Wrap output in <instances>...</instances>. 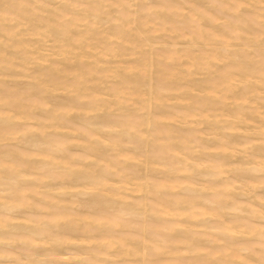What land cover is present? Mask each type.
<instances>
[{"label": "bare ground", "instance_id": "1", "mask_svg": "<svg viewBox=\"0 0 264 264\" xmlns=\"http://www.w3.org/2000/svg\"><path fill=\"white\" fill-rule=\"evenodd\" d=\"M58 1L0 0L1 24L13 22L0 26V65L29 77L37 89L29 98L1 91L0 139L24 132L30 136L18 140L43 147L28 155L19 145L0 151V264H106L67 247L91 240L101 241L98 254L129 264H153L156 252L170 257L154 264H264V6H256L264 0H204L196 2L199 8L184 6L185 0L156 6L150 0ZM243 3L250 8L241 14ZM184 29L190 32L183 41ZM50 35L55 44L47 52ZM218 61L222 66L213 70ZM58 92L88 103H56ZM21 98L28 103L15 105ZM177 106L178 113L167 112ZM81 108L76 123L67 119ZM99 110L119 111L122 119L103 121ZM202 124L207 128L199 129ZM118 129L119 135H104ZM139 141L146 143L140 154ZM249 141L261 143L248 147ZM29 155L31 166L49 170L31 173ZM164 170L167 175H155ZM196 176L209 180L195 182ZM99 182L104 190L96 188ZM82 186L77 197L97 193L88 202L92 212L74 208L75 199L66 196ZM98 225L108 230L96 231ZM118 226L131 231L116 236ZM236 237L245 239L241 246L228 242ZM34 243L52 249L43 252ZM13 245L29 253L15 254ZM221 250L226 253L215 261ZM49 254L58 261L39 260Z\"/></svg>", "mask_w": 264, "mask_h": 264}, {"label": "rangeland", "instance_id": "2", "mask_svg": "<svg viewBox=\"0 0 264 264\" xmlns=\"http://www.w3.org/2000/svg\"><path fill=\"white\" fill-rule=\"evenodd\" d=\"M156 1H158V0H150V2H151V5L152 6H156L155 5V2ZM181 1V0H180ZM185 1H187V2H185ZM185 1H181L183 4H184V6H188V7H190L191 5L193 6V7H195V8H199L198 7V5H197V3L198 2H200V3H203V1L204 0H185ZM194 1V2H193ZM202 1V2H201ZM56 2H60V1H58V0H56ZM66 2H70V0L68 1H66ZM124 3H128V1H126V0H124L123 1ZM197 2V3H196ZM58 4V3H57ZM52 5V6H51ZM49 4V9L51 8V9H54L56 6H55V4L53 5V4ZM87 5H90V4H87ZM87 5H83V6H81L82 8H85V7H88ZM256 6H259V7H262V6H264V4H262V3H260V4H256ZM112 7H115V6H112ZM245 8V9H244ZM250 8V5L248 4H242L241 6H240V9L238 10V12H240L241 14H243L244 12H246V11H248V9ZM50 9V10H51ZM132 9H134V7L132 8ZM247 9V10H246ZM252 9H254V8H251L250 10H252ZM199 11H202V9H199ZM262 11V10H261ZM181 12H183V11H181ZM185 12H187V13H189V11L188 10H186ZM228 13L229 14H234V13H236L235 11H233V10H230V11H228ZM44 15L45 16H48V13H44ZM51 16V15H50ZM154 18L155 19H157V15H155L154 16ZM235 20V17H233L232 18V20ZM219 23H221L222 21H218ZM2 23V21H0V26L1 27H4L5 25H12L13 24V22H7L6 24L4 23V24H1ZM256 27H257V25H255ZM262 27V26H261ZM192 31V30H191ZM183 32H184V36H183V41H184V39H186V38H188V36L186 35V33H188V32H190V30H188V29H184L183 30ZM156 34V33H155ZM26 35V36H25ZM24 36V37H23ZM71 37H72V35H70ZM246 36H248V34H246ZM28 37H30V38H28ZM249 37V36H248ZM32 38V39H31ZM21 39H27V40H29L30 42H32L33 40H34V35H31V34H23L22 36H21ZM2 40L4 41L5 39L4 38H2ZM32 40V41H31ZM53 36L51 37V35L49 36V37H47V39H45L44 40V43L46 44V46H44V48H47L48 50H47V52L50 50V49H52V47H53V45L55 44L53 41ZM170 40V39H169ZM41 43H39L38 44V46L40 45ZM51 44V45H50ZM180 46H182V45H180ZM72 48V47H71ZM70 48V49H71ZM157 48L159 49V51L158 52H161V51H163L161 48H163L162 46H157ZM178 48H181V47H178ZM182 48H185V46L184 47H182ZM92 51L91 49H89L88 48V51ZM47 52H45V53H47ZM136 57L137 56H134V55H132V56H128V57H124L122 60H133V59H136ZM182 60H184V59H182ZM132 64V62H128L127 63V65L129 66V64ZM222 61H218L217 62V66H215L214 68H213V70H218L219 69V67L220 66H222ZM130 64V65H131ZM167 64V63H166ZM116 66L118 65H120V66H126V63L124 64V63H120V64H115ZM1 67H0V93H1V91H4V92H10V93H12V92H17V93H22L23 94V96L24 97H27V98H29V97H31L33 94H35L36 92H37V89L36 88H33V86H29L28 84H29V82L31 81V79L29 78V77H27L26 76V78L25 79H23L25 76H19V75H17V74H15L14 75V73L12 72V71H8V70H5V69H3V65H0ZM41 66H43V65H41ZM29 67H34V65L33 64H30L29 65ZM182 67H184V66H182ZM17 70H19V68H17ZM3 72H6V74H4ZM2 76V77H1ZM198 76V75H197ZM11 77V78H10ZM23 77V78H22ZM200 77V76H199ZM221 77V76H220ZM3 78V79H2ZM18 78V79H17ZM12 79V80H11ZM13 79H15V80H13ZM17 79V80H16ZM221 79V78H220ZM111 80V79H110ZM6 82V83H5ZM70 82V81H69ZM72 82H74V80L73 81H71V83ZM110 84H111V82H109ZM12 84V85H11ZM17 87V88H16ZM18 87H19V89H18ZM29 87V88H28ZM31 87V88H30ZM13 88V89H12ZM23 88V89H22ZM34 89V90H33ZM10 90V91H9ZM17 90V91H16ZM29 90V91H28ZM33 90V91H32ZM36 90V91H35ZM58 94L59 95H61V97L59 98V99H57L58 101H55L56 103H60V102H62L63 100H67V99H74V100H77L78 98H79V100H77V104H78V106H80V107H84V106H86L87 105V103H88V99L87 98H83V97H80V95H76V94H74V93H70V95L69 94H67V93H65L64 95H63V97H62V92H58ZM103 97V96H102ZM62 98V99H61ZM65 98V99H64ZM104 99H110V98H108V97H103ZM109 101H111V100H109ZM17 103H24V104H26V103H28V101L27 100H23V98H21L20 100H17V102H15L14 104L15 105H17ZM85 103V104H84ZM169 103H171V101L169 102ZM130 104V103H129ZM133 106H135L136 107V105H132L131 106V108L133 107ZM6 107H9L10 108V106H7V105H4V109H6ZM82 107V108H83ZM180 107V108H179ZM182 106H177V107H174V108H172V107H169V108H167L168 110H167V112L169 113V112H173V113H178V111L177 110H180V109H182L181 108ZM82 108H81V110L79 109V110H74L72 113H70L69 114V116H68V120L69 121H72L73 123H76L79 119H78V117H82L83 115H82ZM175 109V110H174ZM97 112H100V116H101V119L103 120V121H105L107 118H109V117H111V118H118V119H122V117H119V115L121 114V112H119V111H111L110 110V116L109 115H107V113H105L104 111H102V110H99V111H97ZM104 112V113H103ZM85 113V112H84ZM139 114L141 113V112H138ZM143 113V112H142ZM93 114H95V112H91V114H89V115H93ZM71 115V116H70ZM5 116V115H4ZM74 116H76V118L74 117ZM74 118V119H73ZM68 120H67V122H68ZM24 122V121H23ZM64 123H66V120L64 121ZM0 125H4V124H0ZM4 127V126H3ZM204 128H207V125H205V124H202L201 126H199V129H204ZM119 130L120 129H118V131L116 132V131H113V132H109V131H105L104 132V135H106V136H109V135H113V136H116V135H119L118 133H119ZM27 132V131H26ZM206 133H209V132H211V131H205ZM22 134V135H21ZM13 136V135H12ZM12 136H10V137H12ZM27 136H30V134L29 133H27L26 135L24 134V132L23 133H20V134H17V135H14V137H17V139H15L14 140V137L10 140V137H8V138H6V139H0V151H7V150H12V149H14L13 148V145H19V146H21L22 148H21V150L23 151V153L21 154V155H26L27 153L29 154V152L28 151H31V150H34V149H43V147H34V149H33V146L34 145H32L31 143V145L30 144H25V143H23V141H20V140H18L19 138H24V137H27ZM19 137V138H18ZM235 137V136H234ZM252 137H255L254 135H252ZM243 139H245V138H242V141H244L245 142V140H246V142H247V140L248 139H245V140H243ZM13 141V142H12ZM20 141V142H19ZM14 143V144H13ZM73 143H77V142H75V141H73ZM72 143V144H73ZM258 143H261V142H259V141H249V144H247V146L248 147H250V146H253V145H256V144H258ZM128 144V145H127ZM145 142L144 141H139L136 145L137 146H141V148H139V150H137L136 152L138 153V154H140L141 152H142V150L144 151V149H145ZM123 146H124V148H129V149H131L130 148V146H131V144H129V143H127V142H124L123 143ZM76 147V148H75ZM143 147V148H142ZM24 148V149H23ZM73 148H75V151L77 150V151H82V147H80V146H74ZM78 148V149H77ZM103 148H105V146L103 147ZM102 148V149H103ZM149 148V147H148ZM106 151V150H108V148L106 149H103L102 151ZM113 154H116L115 152H112ZM261 153H264V150L262 149L261 150ZM27 154V155H28ZM2 156L3 155H0V158H2ZM33 159H34V156H31V155H29V159L27 160V163H29V165L30 166H27V169L32 173V172H34V173H36V172H44L45 171V169H46V171L47 170H49V168H47V167H42V169H40V168H36L35 167V165L34 166H31V165H33V163H34V161H33ZM243 160V159H242ZM241 160V161H242ZM240 165V164H239ZM180 164H178L177 165V167H179L180 168ZM37 169V170H36ZM137 170H136V172H135V174L136 175H138V174H140V168H136ZM35 170V171H34ZM115 170L113 169V172H114ZM138 171V172H137ZM167 173H168V171H166V170H164V171H161L159 174L157 173V174H155L156 176L158 175V176H160V177H163L164 175H167ZM153 175V174H152ZM260 175V174H259ZM181 176L183 177L184 175H182V173H181ZM39 176H37V175H35L34 176V178H33V176H32V178H30L32 181V183H33V181H35L37 178H38ZM75 177H72V179H74ZM114 178H117V177H114ZM185 178V177H184ZM195 182L196 181H199V182H207L208 180H209V178H206V177H195ZM71 182H72V180H70ZM82 181V180H81ZM80 182V181H79ZM101 182H99V184H97L96 185V188L97 189H99V190H104V189H102L103 188V186L100 184ZM183 184H188V183H183ZM125 186H127V185H125ZM264 186V185H263ZM127 187H131V186H127ZM263 188V187H262ZM97 189H95V190H97ZM43 190V189H42ZM82 190H86V189H84V187L82 186V187H75V188H71V189H69V193L66 195L68 198H71V199H75V201H76V204H74L73 205V207L74 208H76V209H78V210H80V211H82V212H92V211H94V209L93 208H90L89 206H90V204L88 203L89 201H91L90 199L92 198V196H93V194L95 193H93V194H91L92 196L90 197V195H79L78 194V197H77V193H80V191H82ZM87 190H90L91 192H93L92 190H94V189H87ZM121 190H124V189H121ZM129 190V189H128ZM176 190H179V189H176ZM262 190V189H261ZM97 193H95V195H96ZM94 195V196H95ZM136 195H141V193H136ZM97 196V195H96ZM102 198H106V197H102ZM109 207L108 206H106L105 207V210L106 211H108L109 209H108ZM32 211H34V210H32ZM48 212H50L49 211V209L48 210H46L45 209V211H44V213H43V215L45 214V213H48ZM230 216V215H229ZM44 218H46V216L44 215L43 216ZM121 218H123V216H120ZM128 218V217H127ZM129 220H135L136 218L134 217V219H133V217H131V218H128ZM16 222V221H15ZM19 222H21L20 220H19ZM131 222V221H130ZM140 223V222H139ZM151 225H153L154 226V228L155 227H157V224H154V222H153V224L151 223ZM170 225V224H169ZM168 225V226H169ZM105 227V228H104ZM104 227H102V225H98L97 226V230L96 231H98V228H100L102 231H104V230H108V228H107V226H104ZM137 229H141V225H136L135 226ZM123 228L124 227H122V226H118V227H116V228H114V232H115V235L116 236H119L124 230V232H127L128 233V231H131V230H128V227H127V229L125 228L124 230H123ZM132 228V227H131ZM131 228H129V229H131ZM104 229V230H103ZM101 230H99V231H101ZM220 230H222V229H218V230H215V231H217L218 233L220 232ZM79 233V234H85L84 232H83V230L82 229H77V230H75L74 232L75 233H77V232ZM208 231V230H207ZM113 232V233H114ZM117 232H119V233H117ZM124 232H123V234H124ZM209 232H211V231H209ZM94 233H97V232H94ZM121 234L122 235V237H125V235L126 234ZM90 235V234H89ZM128 236H127V238H133V237H131V235H129V234H127ZM155 235L157 236V235H160V234H158V233H155ZM160 237V236H159ZM217 238H218V236H216ZM216 237L214 236H210V239L212 240V242H214L215 244H219V241H218V243H217V239H216ZM167 238V239H166ZM251 238V236H249V238L248 239H250ZM164 239L165 240H168V239H170V237L169 236H165L164 235ZM240 239V237H236V238H231L228 242L229 243H231V245L232 246H235V247H238V246H241L242 245V242L245 240V239H243L242 238V242L239 240ZM237 240V241H236ZM95 240H91L90 241V243L89 242H79L78 244L77 243H75V241L73 242V243H71L70 245H68L67 247L68 248H76V249H81V250H84V251H86L87 252V254L88 255H90V254H97L102 260L104 259V258H106V264H108V263H110V264H123L124 263V260H128V259H124L123 257H121V256H117V258H115L116 256H111L110 254L109 255H101V254H98L99 253V247H100V242L101 241H99V240H96L95 242H94ZM226 241H222L221 243L222 244H224ZM225 243V244H228V245H230L229 243ZM237 243V244H235V243ZM87 243V244H86ZM215 244H213V245H215ZM75 246V247H74ZM82 246V247H81ZM38 248V249H40V250H42L43 252L45 251V252H47V251H49L48 253H50V249H52V247H51V245H49V244H47V245H43V244H41L40 246L39 245H37L36 243H34L33 245H32V248ZM256 248L257 247V245H255V246H253V248ZM16 248V249H15ZM84 248V249H83ZM79 249V250H80ZM114 250V249H113ZM12 251L16 254V253H21V254H28L29 253V251H28V249L27 248H23V246L21 247V246H17V245H13L12 246ZM115 251V250H114ZM118 251V250H117ZM222 253V254H221ZM224 253H226V251H220V252H218V254H216V255H214V260L216 261V260H219L220 258H222V256L221 255H223ZM14 254V255H15ZM154 255V256H153ZM151 257H150V260L149 261H151V262H153V264L155 263V261L157 260V259H159V260H157V261H164V262H166L167 261V259H168V257H170V255L168 254H163L162 252L161 253H158V252H156V253H154ZM164 255V256H163ZM183 255H184V257H186V258H188V257H195L194 256V254H187V253H183ZM157 256V257H156ZM162 256V257H161ZM82 258H84V256L82 257ZM139 259V257H132L131 259L134 261V260H136V259ZM161 258H163V259H161ZM167 258V259H166ZM122 259V260H121ZM39 260H49V262H51V261H58V259H57V257L56 256H54V255H52V254H49V256H44L43 258H39ZM154 260V261H153ZM120 261H121V263H120ZM177 261V260H176ZM174 262V261H171V264H177L178 263V261L177 262ZM186 261H188V264L190 263L191 264V262H192V259L191 260H186ZM116 262H118V263H116ZM101 263V262H100ZM100 263H96V264H100ZM92 264H94V263H92ZM102 264V263H101ZM124 264H129V263H124ZM131 264H136V263H131Z\"/></svg>", "mask_w": 264, "mask_h": 264}]
</instances>
